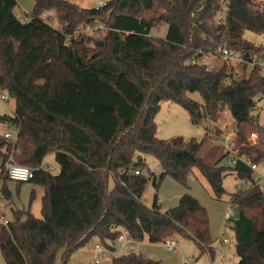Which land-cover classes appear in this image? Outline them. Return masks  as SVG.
<instances>
[{"label":"trees","instance_id":"16d2710c","mask_svg":"<svg viewBox=\"0 0 264 264\" xmlns=\"http://www.w3.org/2000/svg\"><path fill=\"white\" fill-rule=\"evenodd\" d=\"M222 1L226 13L218 17ZM16 5V0H0V90L14 100L12 114L0 115V124L17 128L15 143L0 135L1 193L11 197L5 172L11 157L33 169L29 181L43 195L41 218L29 209L15 210L0 230L5 264H55L58 252V264H69L89 244L111 246L120 229L138 242L160 243L179 234L213 255L209 218L194 197L182 194L168 208L157 199L151 207L143 203L149 178L133 173L149 174L143 154L164 170L160 179L168 176L184 187L196 167L216 198L225 175L243 180L247 186L228 199L239 211L228 221L234 249L238 264H264V194L250 167L264 160V141L248 140L254 132L264 135L258 115L251 113L256 100L264 102V74L252 70L234 80L226 62L197 61L221 47L247 57L263 51L245 33L264 35V3L108 0L83 8L68 0H34L26 21L16 17ZM47 10L54 11L57 26L41 18ZM94 22L104 28L66 41L77 27ZM162 24L164 36H154L152 30ZM192 58L195 63H189ZM192 92L202 103L188 97ZM164 101L182 106L195 125L216 122L228 111L235 134L232 164L219 165L230 155L219 144L204 151L212 140L208 126L199 141L156 138L154 118ZM52 152L57 173L42 166ZM104 264L162 262L139 252Z\"/></svg>","mask_w":264,"mask_h":264},{"label":"rangeland","instance_id":"374dc122","mask_svg":"<svg viewBox=\"0 0 264 264\" xmlns=\"http://www.w3.org/2000/svg\"><path fill=\"white\" fill-rule=\"evenodd\" d=\"M23 1L25 4L24 8H20L18 6L17 0V5L15 8V14L18 15L21 21L29 19L34 5L33 0ZM68 1L71 3H75L83 8H92L97 7L99 1L106 2L108 0ZM222 4L223 5L219 10L218 17L223 16L226 13V4L223 1ZM41 18L45 21H49L51 25L57 26V21L54 16L53 10L44 11L41 14ZM99 23L100 28L103 29V24L101 22ZM165 30L166 25L162 24L152 30L151 33L154 36L163 37ZM245 37L250 39L255 45L261 47L264 50V35L246 32ZM202 61L209 66L219 65L222 62L217 58H202ZM187 95L192 100L202 103V98L197 92L188 93ZM13 108L14 100L11 97H8L7 102H3L2 100H0V115H11L13 112ZM251 113L252 115H258L259 123L264 126V102L261 100H256V105ZM154 120L156 123L155 136L156 138L164 141H169L170 139L177 136H181L186 140L194 138L195 140L199 141L202 140L205 136L204 124H193L190 121L187 111L182 106L174 102H162L160 104L158 112L155 115ZM231 121V116L227 111L222 114L220 124L218 120L217 123L213 122L210 125V128L212 127V130H216L223 126V128L221 129L225 130L226 135V133L233 131V125L231 123L228 124V122ZM4 129L5 125L0 124V133H2ZM254 134V137L249 135L248 140L252 142V144H257L259 141V137L257 136V133L254 132ZM212 136L213 140L206 141V143L204 144V151L206 152L213 144H219L220 146H222V152H230V155L227 157L228 160L224 158L221 159V162H230V159L234 153L235 136H232L230 140V143L232 144L229 147L230 151H227L221 143L224 138H217V136H214L213 134ZM261 140H264V138ZM142 156L147 164V168L150 174V179L148 180L142 194L143 203L151 207L155 199H157L158 203L163 208H168L175 206L178 202L179 197L183 193L186 192L194 195L206 209L209 218L210 237L214 242L215 252L213 255H211L207 250L200 252L198 247L191 239H188L179 234H174L167 239L176 242L175 249L167 250L163 246V242L150 244L147 239H143L141 241V244H139L141 246V254L144 257L159 260L164 264H232L230 261L235 258V237L229 224L225 223L226 221L224 220V214L226 211L232 210L227 202L229 199V195L232 192H235L240 187L244 186L245 182L241 179L236 178L234 174L225 175L222 180L223 192L221 193L219 198H216L209 183L196 167L193 168V174H191L190 177L187 178V186L184 187L174 181L171 177L166 176L160 179L157 174L161 167L159 166L157 160L150 154H143ZM1 166L2 162L0 160V170ZM42 166L45 168L51 167L52 173L58 172V166L55 162L53 152L47 154L44 157ZM257 166L259 170H264V160H261L257 164ZM1 185L2 181H0V200L4 205L3 213L7 219H13V211L27 209H29L34 217L41 218V197L43 195V190L41 187L34 185L30 181L17 183L13 180H7L6 185L11 194V197L7 199L4 198L1 193ZM108 186L110 188L113 186V179L111 177L109 178ZM222 239H226L228 243H223ZM91 250L92 244L79 249L70 257L69 264H85L88 256L92 252ZM60 255L61 253L58 252L55 259V264L59 263ZM213 258L215 259V262H213ZM0 264H5L1 253Z\"/></svg>","mask_w":264,"mask_h":264},{"label":"built area","instance_id":"2783aa9c","mask_svg":"<svg viewBox=\"0 0 264 264\" xmlns=\"http://www.w3.org/2000/svg\"><path fill=\"white\" fill-rule=\"evenodd\" d=\"M251 1L256 4L264 3V0H251ZM103 5H105V2L99 1L98 6L95 8H98L99 6H103ZM16 17L19 19L18 15H16ZM99 24H100L99 22H94L93 24H85L77 27L71 34L65 36L66 41H69L72 38H76L78 36L90 34L95 29L100 28ZM202 58H217L220 59L222 62H226L227 65L232 68L233 71L232 78L234 80L240 79L243 74H247L252 70H257L260 74H264V50L261 51L259 54H255L250 57H247L243 51L232 48L221 47L217 49L213 54H209L204 57H201L197 61L203 63ZM195 62L196 59L194 58H192L189 61V63H195ZM243 66L245 67V70H243L242 68ZM225 80H229V79L226 78ZM8 97L9 96L7 93L0 90V100H2L3 102H7ZM1 135L11 143H15L17 139V128L8 126L6 130L1 133ZM251 136L254 137L255 136L254 133L251 134ZM230 140H231V134L226 133L224 139L221 141L222 145L227 151H230L229 150V147L231 146ZM233 156L231 157L230 162L233 161ZM250 167L252 170L255 169L254 164H250ZM47 169L50 171L52 170L51 167ZM5 172L8 179L13 181L25 182V181H29L33 177V169L13 162L11 160V157L8 159V161L5 164ZM133 173L144 174L146 177L150 179V174H148L145 171L133 170ZM163 175H164V170L160 169L158 171L157 176L161 178ZM253 179L260 188L261 180L259 179V177H253ZM245 187L246 186L244 184V186L240 187L239 189H243ZM3 206L4 205L0 200V230L2 228H5L10 221L5 217L3 213ZM233 213H234V209L225 212L224 220L226 221L225 222L226 224H229L228 221L231 217H233ZM222 242L225 243L226 239H222ZM139 243L140 242H138L137 240L132 239L124 229H120L115 242L111 246L108 247L99 242L93 243L92 252L88 256L85 264H104L107 261L119 255L138 254ZM163 246L167 250H173L176 247V242L166 238L163 241Z\"/></svg>","mask_w":264,"mask_h":264},{"label":"crops","instance_id":"0c3cea01","mask_svg":"<svg viewBox=\"0 0 264 264\" xmlns=\"http://www.w3.org/2000/svg\"><path fill=\"white\" fill-rule=\"evenodd\" d=\"M18 1V6L20 7V8H24L25 7V4H24V1L23 0H17ZM33 2H34V0H33ZM225 112H227V111H223V112H221L219 115H218V119H217V121L219 120V124H220V122H221V119H222V114H224ZM232 120V119H231ZM217 121L216 122H214V123H217ZM229 123H231L232 125H233V123H232V121L231 122H228V124ZM212 123L211 122H206L205 124H204V128H205V126L207 127L208 126V132H207V136L208 135H210V134H213V135H217L218 134V137L220 138V139H223L224 137H225V130H222L221 128H223V126H221L220 128H218V129H216V130H218V133L217 132H215V129L214 130H212L211 128H210V125H211ZM5 125V129L3 130V132L6 130V128L8 127V125H6V124H4ZM232 128V127H231ZM220 129V130H219ZM204 131H205V129H204ZM222 131V132H221ZM230 134H231V138H232V136H234V133H233V131H231V132H229ZM0 135H1V133H0ZM255 135V134H254ZM259 137V141L261 140V139H263L264 138V136H258ZM261 141H264V140H261ZM232 145V144H231ZM204 150H205V146H204ZM227 160H228V158H226ZM232 163L231 162H225V163H222L221 161H220V163H219V165H222V166H230ZM229 174H234V173H229ZM235 175V174H234ZM252 176L254 177H259V179L261 178V181H260V184H261V186H260V189L262 190V192H263V194H264V170H259L258 169V166L256 165L255 166V169L254 170H252ZM244 184H246V183H244ZM186 193V192H185ZM185 193H183V194H185ZM232 193H234V192H232ZM231 193V194H232ZM187 194H189V193H187ZM189 195H191V194H189ZM192 197H194L197 201H198V199L194 196V195H191ZM179 200V199H178ZM199 202V201H198ZM228 202V201H227ZM200 203V202H199ZM201 204V203H200ZM229 204V203H228ZM202 205V204H201ZM203 206V205H202ZM230 206V205H229ZM204 207V206H203ZM150 243V242H149ZM225 243H228V241L226 240V242ZM139 244H141V242L139 243ZM151 244V243H150ZM93 245V244H92ZM212 245H213V249H214V252H215V247H214V242L212 241ZM140 246V245H139ZM92 251V250H91ZM199 251L200 252H203L204 250H200L199 249ZM139 252H141V246L139 247ZM234 253H235V250H234ZM214 254V253H213ZM234 255V254H233ZM213 262H215V259L213 258ZM232 264H238V257H237V255H236V253H235V258H233L231 261H230ZM162 264H164V263H162Z\"/></svg>","mask_w":264,"mask_h":264},{"label":"water","instance_id":"95a60500","mask_svg":"<svg viewBox=\"0 0 264 264\" xmlns=\"http://www.w3.org/2000/svg\"><path fill=\"white\" fill-rule=\"evenodd\" d=\"M238 216H239V211L238 210H234L233 218H237Z\"/></svg>","mask_w":264,"mask_h":264}]
</instances>
